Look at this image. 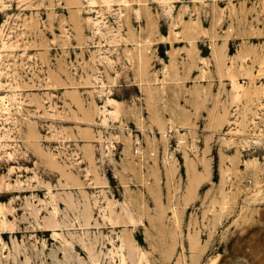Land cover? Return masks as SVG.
Segmentation results:
<instances>
[{"label":"rangeland","instance_id":"374dc122","mask_svg":"<svg viewBox=\"0 0 264 264\" xmlns=\"http://www.w3.org/2000/svg\"><path fill=\"white\" fill-rule=\"evenodd\" d=\"M206 88L208 118L178 109ZM181 162L215 172L187 206ZM58 194L99 231L94 264H264V0H0V264H87L82 216L41 215ZM154 195L162 247L133 227L146 207L103 227L101 205Z\"/></svg>","mask_w":264,"mask_h":264},{"label":"crops","instance_id":"0c3cea01","mask_svg":"<svg viewBox=\"0 0 264 264\" xmlns=\"http://www.w3.org/2000/svg\"><path fill=\"white\" fill-rule=\"evenodd\" d=\"M182 99V97H181ZM183 102H180L179 108L180 110H187L190 112L192 118L195 117L196 114L193 113V111L200 110L201 112L205 110L206 112V118H208V115L213 113L214 110V92L211 91L210 93L208 92V89L206 88V92L201 95L200 100H194L192 98H183ZM189 107H188V106ZM127 112V110H126ZM191 118V120H192ZM174 120V119H173ZM178 120L175 117V121L177 122ZM179 123V121H178ZM166 125V124H165ZM207 125H210V123H207ZM175 135V134H171ZM104 141V140H103ZM105 142H103L104 144ZM150 159H153V157H149L146 162L148 163L147 166L145 167V172L144 175L147 176L149 180V184L151 187H154V189H159L162 191L163 195V205L165 206V186L167 185V178L169 176V173L165 171L163 168L159 166H154L153 162L150 161ZM158 161V160H157ZM180 167L182 170L181 178L177 177V173H174L176 175L175 178V184L179 185L182 191L187 189V194H188V202L186 203L187 205H191L194 201H196L199 190L202 186L207 185L212 179L214 175V168L211 166V168H206L204 171H197L195 173H187L185 168H183V162L180 163ZM218 177L220 178V173L218 172ZM122 184V183H121ZM104 185L97 186L95 189L98 192L104 191ZM74 190H79L74 189ZM135 190V189H133ZM59 191V190H57ZM138 202H134L132 200L131 203H125L124 201H120L117 204H104L101 205V209L105 210L110 207L111 210H113L114 215L111 217V221L105 222L103 224V227H106L108 232H116L117 228H123V226H133L131 222H128V219H133L134 216L130 215V210L132 212L135 210V208H142L146 207L148 210L145 212H141V223L143 225H140V222H138L135 226H133L135 229L141 228L142 230V236L144 239H153L157 240V246L158 248L162 247V240H164L165 245V238L167 236L168 231L166 230L165 226L160 225V220L155 221L153 218V215L150 212V209L152 210L153 207L156 206V198L155 195L152 197H145L143 200L142 199H137ZM180 205L182 203V198L180 197L179 199ZM160 206V205H158ZM37 207V206H36ZM100 207V206H99ZM131 208V209H129ZM86 212V206L85 204H82L81 201L78 202H73V203H67L65 202L60 195H56L55 199L47 206L46 211L42 214H45V216L50 215L51 217L57 219V220H63L66 219V217H69L70 215L76 216V217H81L79 221H81L82 225L85 223L83 219V213ZM97 213H100L98 211ZM79 217V218H80ZM155 222H158L156 225ZM86 227L79 228L80 231L75 234V237H77V245L78 247L83 251L85 257L84 259L87 260V264H94L92 259L89 258V254H94L97 255L100 252H104L103 250V243L99 241L100 236H99V231L94 228H89L88 223L87 225H83ZM89 226L92 227V223H89ZM69 229L64 230V234H70V232H67ZM50 232V231H49ZM120 232V230H119ZM109 234V233H106ZM111 236V235H107ZM109 242H107L108 244ZM131 243H133V239L131 238ZM149 243V241H148ZM127 246L125 248L128 249ZM108 246H106V250H109Z\"/></svg>","mask_w":264,"mask_h":264},{"label":"built area","instance_id":"2783aa9c","mask_svg":"<svg viewBox=\"0 0 264 264\" xmlns=\"http://www.w3.org/2000/svg\"><path fill=\"white\" fill-rule=\"evenodd\" d=\"M131 153L140 161H146L148 157L155 156L154 152L146 151V147H145V144L143 143L141 136H137L132 140ZM157 157H158V161L162 164L166 163V161L171 159L168 153L163 154V150L161 151L160 156H157Z\"/></svg>","mask_w":264,"mask_h":264},{"label":"bare ground","instance_id":"6f19581e","mask_svg":"<svg viewBox=\"0 0 264 264\" xmlns=\"http://www.w3.org/2000/svg\"><path fill=\"white\" fill-rule=\"evenodd\" d=\"M1 196V195H0Z\"/></svg>","mask_w":264,"mask_h":264}]
</instances>
